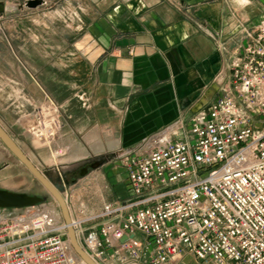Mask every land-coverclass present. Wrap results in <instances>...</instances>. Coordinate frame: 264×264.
<instances>
[{"label": "crops", "instance_id": "obj_1", "mask_svg": "<svg viewBox=\"0 0 264 264\" xmlns=\"http://www.w3.org/2000/svg\"><path fill=\"white\" fill-rule=\"evenodd\" d=\"M25 1L0 0V105L61 107L58 146L77 162L136 148L177 122L186 131L220 95L245 29L255 27L231 0H45L20 9ZM113 161L65 186L73 213L130 196Z\"/></svg>", "mask_w": 264, "mask_h": 264}, {"label": "built area", "instance_id": "obj_2", "mask_svg": "<svg viewBox=\"0 0 264 264\" xmlns=\"http://www.w3.org/2000/svg\"><path fill=\"white\" fill-rule=\"evenodd\" d=\"M245 31L229 81L186 131L177 122L116 155L126 200L73 213L64 195L76 239L97 264H173L186 256L264 264V26ZM60 111L50 101L35 104L29 115L40 124L29 128L55 142ZM19 211L0 217V264H85L61 211L47 203Z\"/></svg>", "mask_w": 264, "mask_h": 264}, {"label": "rangeland", "instance_id": "obj_3", "mask_svg": "<svg viewBox=\"0 0 264 264\" xmlns=\"http://www.w3.org/2000/svg\"><path fill=\"white\" fill-rule=\"evenodd\" d=\"M235 8L240 12L241 9L249 10L250 32L255 33L258 29L264 26V0H248V3L240 6L235 0H231ZM34 101L30 100L29 103L13 104V105H0V126L10 136L14 143L23 151V153L46 175L57 188L63 187V195L65 194V183L67 180L72 184L73 180H81L79 167L90 159H94V155H85V161H75L71 154H68L65 149L58 146V140L51 143L50 138L42 132V135H36V127L40 123L36 120L35 116H30L33 113ZM60 122L64 125L62 116ZM42 125V124H41ZM40 125V126H41ZM29 126L32 127L29 128ZM63 129V128H62ZM62 133V131H61ZM38 134V133H37ZM47 143V144H45ZM116 161H113V165ZM58 168L59 177L61 180L56 179V169ZM114 168V166H113ZM112 168H109L110 170ZM91 171L89 177L93 174ZM100 176L103 177L102 172ZM97 175V174H95ZM63 180V181H62ZM65 180V181H64ZM0 188L28 193L29 195H37L45 197L44 203L49 204L57 211H61L58 203L53 199L50 192L34 178V176L27 170V168L2 144L0 141ZM21 212L19 210H6L5 214L0 210L1 215H17ZM62 214V213H61ZM4 217V216H3ZM63 218V216H62Z\"/></svg>", "mask_w": 264, "mask_h": 264}, {"label": "water", "instance_id": "obj_4", "mask_svg": "<svg viewBox=\"0 0 264 264\" xmlns=\"http://www.w3.org/2000/svg\"><path fill=\"white\" fill-rule=\"evenodd\" d=\"M46 4L45 0H26L19 5L20 9H38ZM6 11V7L0 5V14ZM213 32V31H212ZM0 141L2 144L27 168V170L38 180L51 194L58 203L63 219L68 225V235L71 245L76 254L85 262V264H97L93 261L79 245L74 230L71 227V214L67 201L63 195V187L57 188L56 185L23 153V151L14 143L10 136L0 126ZM116 158L115 154L97 157L96 164L92 166L93 170L102 168L108 162ZM85 176V173L82 175ZM61 180V178H60ZM65 183L64 185H68ZM46 201L45 197L29 195L28 193L14 192L0 188V210H23L29 207L37 206ZM126 238L123 239V242Z\"/></svg>", "mask_w": 264, "mask_h": 264}, {"label": "flooded vegetation", "instance_id": "obj_5", "mask_svg": "<svg viewBox=\"0 0 264 264\" xmlns=\"http://www.w3.org/2000/svg\"><path fill=\"white\" fill-rule=\"evenodd\" d=\"M96 164V161L95 160H88L86 161L85 163H83L80 167H79V173H80V176H82L84 173H85V176L88 175L91 171H94L92 169V166ZM63 181V180H62ZM65 181V180H64ZM76 180H73L72 182H74ZM66 182L69 183V181L67 180Z\"/></svg>", "mask_w": 264, "mask_h": 264}, {"label": "clouds", "instance_id": "obj_6", "mask_svg": "<svg viewBox=\"0 0 264 264\" xmlns=\"http://www.w3.org/2000/svg\"><path fill=\"white\" fill-rule=\"evenodd\" d=\"M235 2H236L238 5L243 6V5H245V4L248 3V0H235Z\"/></svg>", "mask_w": 264, "mask_h": 264}, {"label": "bare ground", "instance_id": "obj_7", "mask_svg": "<svg viewBox=\"0 0 264 264\" xmlns=\"http://www.w3.org/2000/svg\"><path fill=\"white\" fill-rule=\"evenodd\" d=\"M51 141V140H50ZM45 144H47V143H45ZM4 211H6V210H4Z\"/></svg>", "mask_w": 264, "mask_h": 264}]
</instances>
